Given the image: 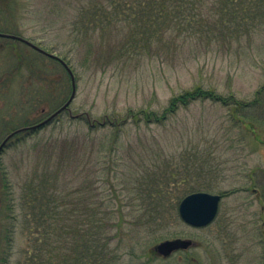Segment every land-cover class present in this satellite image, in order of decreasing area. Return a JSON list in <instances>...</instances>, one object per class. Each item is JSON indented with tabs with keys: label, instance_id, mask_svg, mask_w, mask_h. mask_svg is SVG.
<instances>
[{
	"label": "rangeland",
	"instance_id": "rangeland-1",
	"mask_svg": "<svg viewBox=\"0 0 264 264\" xmlns=\"http://www.w3.org/2000/svg\"><path fill=\"white\" fill-rule=\"evenodd\" d=\"M89 2L0 0V33L20 36L70 61L77 78L70 112L34 134L15 136L1 153L0 184H12L17 201L23 184H40L39 176L50 178L45 183L51 184L49 173L58 162L69 180L82 167L83 177L97 175L90 191L85 187L78 196L73 192L70 201L80 200L83 217L87 202L98 205L94 207L100 215L111 211L106 222L118 264H263L264 23L240 41L209 45L181 37L175 54L154 38L150 56L128 61V54H116V45L127 35L123 38L124 26L118 31L116 19L110 37L100 32L85 37L84 29L96 24L85 15ZM84 59L96 61L87 64ZM65 72L54 59L0 37V144L64 104L62 90L68 92L70 85ZM199 88L238 103L259 102L250 114L239 110L243 123L233 120L241 118L235 102L197 99L167 112L174 98ZM193 154L195 162L187 163ZM200 154L209 161L204 171ZM191 166L193 177L187 184H210L212 188L202 192L226 194L215 220L202 228L186 224L174 199L150 224L140 222L134 173L139 168L161 170L166 172L164 186L186 184L183 174ZM78 186L85 184H65L70 192ZM167 189L175 191L172 185ZM6 225L0 224L2 250ZM24 231L20 224L14 230L8 264H17L23 256ZM177 239L190 240L193 246L169 257L158 252L157 246Z\"/></svg>",
	"mask_w": 264,
	"mask_h": 264
},
{
	"label": "trees",
	"instance_id": "trees-1",
	"mask_svg": "<svg viewBox=\"0 0 264 264\" xmlns=\"http://www.w3.org/2000/svg\"><path fill=\"white\" fill-rule=\"evenodd\" d=\"M98 3L96 0H91L85 6V15L89 23L94 20L96 22L95 25L91 24L93 27L84 29L87 33L86 35L84 33L85 37L91 33L95 35L96 32L110 37L113 33V19H116L120 24L118 31L121 32L124 26L123 38L127 34L116 45V54L118 58L128 54V61L150 56L151 41L154 38L165 44L166 48L170 47L175 54L180 49L177 40L181 37L196 39L201 43L207 42L209 45L227 40L240 41L252 28L264 23V0H109L108 2L102 0L99 3L100 7ZM74 25L77 26L78 22ZM170 44L173 46H168ZM172 50L166 52L170 54ZM63 60L75 75L71 62ZM95 61L84 59L87 64ZM55 62L66 71L70 84L68 92L67 89L66 93L62 90L64 97L60 102H66L72 93L71 77L60 62L57 60ZM20 66L16 65L15 69L20 70L18 69ZM197 99L221 100L224 105L235 102L236 114L241 117L233 119L237 123L244 121L242 120L244 117L239 114L240 109L250 114L253 106H257L259 102L257 98L252 104L238 103L233 98H220L214 92L199 88L174 98L167 112L173 113L179 103L187 105ZM196 155L187 156V163H194ZM200 156L199 160L204 164L201 165V170L204 171L209 161L202 160L205 159L203 154ZM193 167L186 170V175L183 174L186 178L183 182L186 184L178 182L164 186L163 176L166 172L161 170L139 168L134 173L131 178L134 186L136 184L133 192L136 200L140 202V211L143 213L139 217L140 222L145 220L146 225L150 224L151 220L163 214V208L174 199H178L179 204L189 194L202 192L201 189L204 187L212 188L209 187L210 184H187L193 177L191 175ZM51 173V184L45 183L50 179L46 176H39L40 184H23L21 197L17 201L12 198L15 193L12 184H8L7 180L5 184H0V217H3L2 221L0 219V224H7L5 229L7 241L4 250L1 249L3 236L2 233L0 234V261L8 264V258L12 254L14 230L20 224L27 233V247L23 251V259L21 258L17 264H118L119 258L116 253L113 254L108 236L110 226L106 222L111 211H105V215H100L99 209L94 207L98 205L87 202L85 203L87 209L82 205L87 212L83 217L79 208L80 200L72 201L73 203L70 201L71 193L74 192V195L78 196L85 187L90 191L92 189L90 185L98 181L97 175L93 177V174H87L83 177L82 167L80 172L77 170L69 180L62 172L59 162L53 170H50L49 174ZM47 174L48 171L45 175ZM65 184H85V186H78L76 190L72 188L70 192ZM171 185L175 191L167 189L171 188ZM164 188L167 190L165 191ZM179 192H182L181 197H178ZM17 210L18 216L15 215Z\"/></svg>",
	"mask_w": 264,
	"mask_h": 264
},
{
	"label": "water",
	"instance_id": "water-1",
	"mask_svg": "<svg viewBox=\"0 0 264 264\" xmlns=\"http://www.w3.org/2000/svg\"><path fill=\"white\" fill-rule=\"evenodd\" d=\"M0 37L13 39L15 41H20L29 47L33 48L34 50L40 52L41 54L52 58L54 60L59 61L68 71L69 75L71 76L72 80V93L70 98L63 104L59 109L53 112L50 116H48L45 120L41 121L32 126L22 127L18 130L13 131L10 133L0 144V154L5 149L9 141H11L15 136L21 133L27 132H35L40 130L50 123H52L59 115L64 113L65 111L70 112V106L73 103L76 93H77V86L75 76L69 66L57 55L51 54L39 46L35 45L34 43L30 42L27 39H24L20 36L9 35L0 33ZM81 115L75 116V118H79ZM222 197L220 195H213L210 193H193L186 196L180 203L179 206V215L183 222L186 224L196 227L202 228L210 225L216 218L219 210V205L221 202Z\"/></svg>",
	"mask_w": 264,
	"mask_h": 264
},
{
	"label": "flooded vegetation",
	"instance_id": "flooded-vegetation-1",
	"mask_svg": "<svg viewBox=\"0 0 264 264\" xmlns=\"http://www.w3.org/2000/svg\"><path fill=\"white\" fill-rule=\"evenodd\" d=\"M192 245V242L186 241V240H174L172 242H166L164 244H161L157 246V250L160 254H162L164 257H169L173 252L182 251L190 248ZM264 264V263H263Z\"/></svg>",
	"mask_w": 264,
	"mask_h": 264
}]
</instances>
